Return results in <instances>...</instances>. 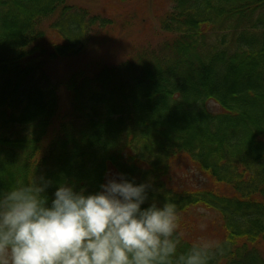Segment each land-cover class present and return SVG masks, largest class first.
Masks as SVG:
<instances>
[{
  "label": "trees",
  "instance_id": "1",
  "mask_svg": "<svg viewBox=\"0 0 264 264\" xmlns=\"http://www.w3.org/2000/svg\"><path fill=\"white\" fill-rule=\"evenodd\" d=\"M161 20L162 53L55 86L47 61L86 52L109 20L69 0H0V189L35 173L51 199L64 182L91 192L108 173L151 178L149 203L177 205L180 250L208 237L221 245L211 264H264V0H172ZM193 209L215 213L213 237L185 226Z\"/></svg>",
  "mask_w": 264,
  "mask_h": 264
},
{
  "label": "clouds",
  "instance_id": "2",
  "mask_svg": "<svg viewBox=\"0 0 264 264\" xmlns=\"http://www.w3.org/2000/svg\"><path fill=\"white\" fill-rule=\"evenodd\" d=\"M51 184L34 173L0 189V264H211L221 249L200 237L180 250L177 205L149 203L151 178L108 173L91 192L64 182L49 199Z\"/></svg>",
  "mask_w": 264,
  "mask_h": 264
},
{
  "label": "rangeland",
  "instance_id": "3",
  "mask_svg": "<svg viewBox=\"0 0 264 264\" xmlns=\"http://www.w3.org/2000/svg\"><path fill=\"white\" fill-rule=\"evenodd\" d=\"M69 3L77 8L86 9L90 15L108 19L110 24L89 35L90 45L81 55L47 61L44 67V78L52 85L60 86L71 73L86 66L113 67L126 61H134L139 57L138 55L143 53H162L160 48L169 37L161 28V19L171 10L172 0H130L127 2L69 0ZM49 24L50 21L45 22L44 27L47 28ZM46 30V38L58 42L57 34L50 29ZM59 96L60 109L58 110L63 116L70 110L68 97L62 90ZM207 106L212 112L219 110L212 102H209ZM58 122V120L55 121V126ZM198 176V174L195 175L196 178ZM192 218L196 223L199 221V224L205 225L203 230L200 225L197 227L200 234L206 232L204 234L214 236V231L208 223L213 222L218 225L215 213L211 210L193 209L189 211L185 219V226Z\"/></svg>",
  "mask_w": 264,
  "mask_h": 264
}]
</instances>
